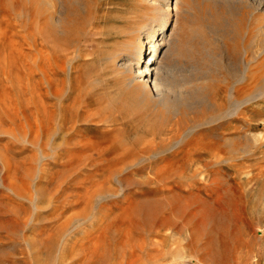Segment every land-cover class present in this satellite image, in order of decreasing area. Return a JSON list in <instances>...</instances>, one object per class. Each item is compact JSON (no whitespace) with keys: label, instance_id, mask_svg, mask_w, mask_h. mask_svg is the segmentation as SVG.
I'll return each mask as SVG.
<instances>
[{"label":"rangeland","instance_id":"rangeland-1","mask_svg":"<svg viewBox=\"0 0 264 264\" xmlns=\"http://www.w3.org/2000/svg\"><path fill=\"white\" fill-rule=\"evenodd\" d=\"M48 1L0 0V264H264V0ZM168 9L164 103L119 52Z\"/></svg>","mask_w":264,"mask_h":264},{"label":"bare ground","instance_id":"bare-ground-1","mask_svg":"<svg viewBox=\"0 0 264 264\" xmlns=\"http://www.w3.org/2000/svg\"><path fill=\"white\" fill-rule=\"evenodd\" d=\"M40 1L43 4V10H44L43 14H46L47 5L49 4V1L48 0H40ZM73 1L75 3V0H73ZM55 2L61 4V6L64 7V4L71 3L72 0H55ZM74 3H72V4H74ZM82 3H80V4H82ZM83 5H85V4H83ZM69 6H70V4H69ZM177 6H178V1L176 0V2H175L176 10H177ZM74 7H79V5L76 4L75 6H73V8ZM73 8H71V9H73ZM90 9H91V7H90ZM90 9H89V11H90ZM89 11H87L86 8L83 9V8L79 7L76 14H74L72 16V23H73V21H74V23L71 25L70 30H68V31L69 32L71 31L73 34L74 33L79 34V32L81 33V30L83 28H85V26L90 22L91 18L88 14ZM144 15L142 16V18H131L130 20H128L130 30L125 31L126 33L123 36V39H124L123 43L121 41L123 46H122V51L119 52L120 53L119 57L121 59L125 60L124 61L125 63H123V64L126 65V68L133 60H136V62H137L136 68L135 67L132 68L131 65H129V67L127 68L130 72L133 73V75L130 77V84L135 85L136 87L139 86L141 89V92L145 95V97H149L150 99L162 98V100L160 102L165 103L166 102L165 101L166 100L165 99V97H166L165 96V89L166 88L170 89V82H166L164 80L165 78L162 75L163 70H162L161 65H160L162 62H160L157 58L158 54H156V53H157L158 44H155L154 38H156V36H157L156 32L158 30L162 31V34L164 33L163 31L166 30V28L169 24V20H170V10L169 9L166 10L162 14V16H160V18L158 19L159 20V24L157 25L158 29H156V27L151 22H149L147 20V16H146L147 14H144ZM68 28H66V29H68ZM143 29H146V32H147L146 38L145 37L143 38L141 36ZM263 31H264V27L261 26V27L257 28V30L253 33L252 38H255L256 43L259 40V38L262 37ZM60 32H59V34H60ZM63 33H66V32H63ZM63 33H62V35H63ZM88 33H89V31L87 33H85L84 35L86 36V35H88ZM62 35H60V37ZM82 39L83 38L78 37V39H77L78 41L76 43L79 44L82 41ZM146 40H148V41H146ZM164 40H166L165 36L161 39V41L163 42V43H161V45H163L165 43ZM261 40L262 41L259 42V44H258V45H260V50H259L258 54L252 55L251 56L252 58H248L247 60H245V69H244L245 74L243 73L242 74L243 76H241L245 79V81H244V84H246L245 86H248L252 83L254 84L256 81L255 76H256L257 72H259V70L264 69V39L261 38ZM145 44L150 45L148 50L147 49L144 50ZM73 47H75V45ZM145 51H146V53H145ZM147 51L149 52L148 53L149 59L143 60L144 53L147 54ZM114 55L111 58L112 61L115 60ZM259 57H261V61L256 66H252V63L257 62ZM128 62H129V64H128ZM138 77H140L141 79L143 77L146 78L145 80L149 81V85H145L143 82H141V80L138 79ZM178 107H179V105H178ZM218 214H220V213L218 212Z\"/></svg>","mask_w":264,"mask_h":264}]
</instances>
